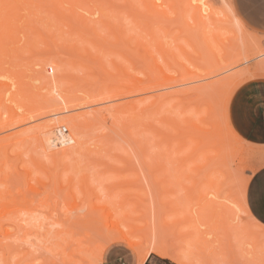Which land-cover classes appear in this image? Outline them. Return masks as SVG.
<instances>
[{"label":"rangeland","instance_id":"374dc122","mask_svg":"<svg viewBox=\"0 0 264 264\" xmlns=\"http://www.w3.org/2000/svg\"><path fill=\"white\" fill-rule=\"evenodd\" d=\"M51 1L18 0L16 2L18 4L17 7L12 10L17 12L16 17L19 19L18 22L13 20L12 23L11 29H14L13 39L7 37L9 33L6 30L3 35L5 39L1 38L2 40L0 41V84L3 83V85H0V145L2 143L0 148L3 147V144L6 146V141H12L7 138L8 134L16 132V130L19 132L26 129V127L30 130L27 129L23 136L21 134L22 137L20 136V138H25V141L22 143L23 139H21V142H17V146L15 142L17 140L12 137L14 140L12 142L15 143L14 145L9 143L10 147H12V153L10 148L6 147L5 150L8 156H13L8 157L4 153L0 156L1 158L8 157L11 159L10 161L6 158L10 161V163H7L9 165L12 163L14 167L11 166V169L16 170L13 171L14 174L11 173L13 179L10 178L12 179L11 183L13 182L12 193L18 199L27 200L28 202L24 203L27 206L28 204L37 206V215L39 217L37 219L38 221L41 220L40 223L46 224L42 232L50 230L48 234L50 242L46 243V241L45 244L39 239L36 241L34 236H30L29 240L35 241L34 247L38 249L33 250L31 247L33 253L35 252L33 256L29 254L30 249L28 251L30 256L28 255V257L24 258L21 255L23 254L22 251L28 250L30 246L20 241L16 242V244L19 243L20 248L18 245L9 244L10 251L6 252L8 248L6 247L7 242L3 247L5 256L10 252V257L7 255V259L10 258V262L12 259V262L18 264H135L140 247L133 248L130 243H132V239L133 241L138 240L141 234L146 236L147 239L152 237L151 231L147 230V232L144 229L146 223L152 221L151 218L154 215V211L157 240L159 239V241L173 248L190 247L189 249H192V251H187L192 252V255L197 257L198 261L203 264H225V261L230 262V264H264V250L260 248L262 245L254 238V235L264 233V226L254 221L251 216L248 217L244 213H238L236 222L240 228L238 227L237 229L236 233H239L235 239L239 240L242 243L239 244L246 249L239 248V250L235 248L237 241H234L235 239L232 238L233 236L229 230L226 231L225 229L223 231L224 228L222 226L224 224L221 226L218 222H215L216 218V221H218L223 213L222 211L220 217L217 214L222 208L220 203H224L226 200L229 201L231 205L225 202L224 204L227 205L222 204V206L230 205V209L233 210L234 206L232 203L235 204L239 194H241L245 178L249 177L258 167L264 165V146L251 145L236 135L227 115L229 94L226 96L225 103V124L233 138L230 135L228 138L225 135L226 132L224 134L219 130V133L212 135V138H216V142H218L220 147L227 152L235 154L233 160H229L231 166L228 164V171H230L224 172L226 173L225 175L221 174L217 168L219 167L218 159H211L206 153L205 155L208 159L205 158L201 148L193 150L195 148L194 145H196L194 142L197 139L192 140V135L194 134V138H197V135L186 124V121V123L181 121L185 118V120H189L188 117L196 110L203 113L210 107L213 111L212 101L218 95L224 96L223 90L224 92L226 91V86L223 83L228 77H233L242 68L244 69V67L257 62L261 57L252 59L242 65H234L231 69L215 73L206 80H199L195 76L205 74L210 69L211 64H213V59L205 53L207 37L204 29L194 24L190 19V10L184 11L188 8L185 6L186 4L183 6L186 0H155L157 5L154 7L156 10L154 7H149L148 9V5L146 6L142 0H109L111 3L108 0H101L104 2L103 5L107 4H105V9H102L103 5L99 4V0L98 3L96 1L97 5L94 1V4L88 2V4L78 3L79 6L75 5L73 7L74 11L72 7H69L70 3L68 4V2L60 4L59 1L57 4L60 5H57L56 2L58 0H55L54 3L57 7H54ZM209 3L214 5V7H219L217 0H209ZM98 5L102 9L101 12L99 11L100 13L98 12ZM183 7L186 8L183 9ZM54 9L63 10L62 13H67L68 15L70 14V9H72L75 13L70 17V19L72 18L71 20H64L54 15ZM82 20L84 21L81 22ZM62 21L64 22L62 23ZM106 23L112 26L108 27L109 25L107 26ZM83 24L85 25L82 26ZM70 25L79 29V32L75 31L77 29L74 30V33L72 32L73 30H69L71 28ZM86 26L89 28H87L88 30ZM110 28L112 29L110 30ZM80 30L82 33H80ZM85 31L88 32L86 33ZM76 32L80 34L78 35ZM119 32L123 43L124 40H131L129 41L130 45L127 42V47L134 46L141 51V46L143 45V48L146 46L147 53L149 54L150 52L152 55L150 60L153 62L150 61L149 63L155 65V62H157L160 69L164 72V76L174 79L171 81L173 84L170 81H167V84L164 80V95L170 93V90L171 92L177 90L178 93L177 97H172L164 102V108L162 106L159 109V111L162 110V112L160 111L161 115L158 113L151 114L152 111L149 110L146 111L145 118L143 116L134 118L133 114L126 111L119 112L120 114L116 112L118 114L116 117L111 115L114 111L113 108L121 104L119 102H122V99L126 100L129 96H132V92L127 93L129 88L127 90L123 88L124 86L130 87L133 80L145 78L146 73L153 75L159 73L158 70H153L150 73L145 63L140 60V57L136 56L134 49L130 50V47L128 49L126 45L121 43V39L120 43L116 42L119 39L117 38V34H120ZM113 34L116 38H114L115 36L113 37ZM95 36V40L99 42L101 40L102 42L110 41L111 44L108 43L109 47H103L102 45L104 44L100 42L102 46L100 48L97 41L95 45L93 44ZM245 36L250 40L262 41V47L264 48L263 34L249 30L245 32ZM137 41L140 42V46L137 45ZM66 44L69 46H66ZM72 44H75V46ZM159 44L164 50V67L161 65L162 54L157 47ZM122 47L125 48L121 51L120 48ZM108 48L113 51H109ZM86 49L87 51H85ZM118 49H120L119 52L117 51ZM92 53L98 56L97 61L99 62L94 60L95 55L93 56ZM147 56L149 57L150 54ZM128 57L131 60L134 59L132 61L133 65L128 63ZM261 59H264V57ZM53 60L57 62L55 71L65 79L60 83V86L66 88L67 96L73 98L74 103L78 104L77 107L70 111L60 114L58 118L74 115L80 118L85 113V116L90 118L89 121L91 122L88 125L89 127L80 125L79 132L83 145L65 161L66 167L63 166L62 161L54 166L51 160V155L53 156L54 151H45L38 144L39 142L35 141L37 139L31 137V133L33 136L34 127L36 129L37 126L47 122L46 119L49 121L52 117L37 116L38 118H29L22 123H18L23 117L29 115L28 112L32 106L46 103L42 96L46 94L47 89L46 87H41H43L46 80L43 76H48V63ZM223 61H220L222 65L227 64V62ZM113 64L122 66L123 72L118 73L114 69ZM101 65L105 67V71L101 70ZM159 66L155 65V68ZM105 72H107V75ZM259 75H264V73ZM183 78H189V80L180 84V80ZM4 84L6 85L4 86ZM128 84L130 85L128 86ZM168 85H175V87H170L169 89ZM106 88L110 91L113 89L117 90L122 95L111 100L104 99L92 102L93 99L103 98L107 96L106 94L111 93ZM133 95L136 96L137 94ZM146 101L145 103L147 104ZM103 106L108 108L106 112ZM94 109H103L102 113L107 116H104L106 120L100 117L102 113H99V115L97 114L98 112L91 114L90 112H93ZM212 113L214 114V111ZM130 116H132L130 121L136 119L141 121L140 126L142 122L143 124L146 123L147 126L144 125V128L139 125L136 126L135 123L137 121L135 120H133V124H135L133 126L132 122L127 121ZM162 116H164V123L159 122ZM171 118L172 120L173 118L175 121L177 120L178 128L171 126L166 121V119L170 120ZM113 119L114 121H112ZM144 120L147 122H144ZM10 122L13 123L11 127H9L11 125ZM14 122L17 123L14 124ZM211 122L212 118L207 120L208 128H210ZM148 125L166 134V138L163 139L164 141L162 140L163 142L160 141L155 133L147 129ZM145 127L146 131L144 130ZM126 129L129 132L128 130L126 132ZM14 136L17 137L16 135ZM179 139L181 140L179 141ZM130 146L132 148L136 147L134 150H136L135 152L144 165V172L150 185V194L147 193L148 196H146L147 194L144 195L148 191L144 182H137L134 179L138 170L135 158L132 157L131 161L129 159V155H133ZM13 149H15L16 153ZM48 152L51 154L49 155ZM17 153L21 155L20 157L17 156L19 158L15 156ZM83 173L88 176L89 186L93 188L92 193H88L81 186L80 176ZM69 176L73 177V186L71 188L67 187ZM237 177L240 183H237ZM11 183L9 180L10 187ZM15 185L18 186V189ZM185 187L186 189H184ZM211 190L216 193L213 192L214 194L212 195L214 196H208L207 192ZM124 196L127 198H125L126 200L123 199L122 204H120L122 207H119L118 201ZM152 200L154 203H152ZM213 202H216L215 205ZM217 203L221 207L220 209L216 205ZM102 205L104 207L100 209ZM211 206L213 207L211 208ZM216 207L219 210H214ZM226 210L224 211L226 212ZM104 213L110 215L109 217L105 215L108 219L104 218ZM125 215L128 218H125L124 224L119 225V227L123 230L128 229V226H130L133 229L131 233L134 232L133 236L137 237L136 239L132 237L130 241L129 237H126V239L121 236L124 238L122 239L120 231L116 232L115 228H108L107 225V220L112 222L117 217ZM210 216L213 217H211L212 220ZM186 218L188 221H186ZM57 220H60L59 222L62 224H59V226L55 225L54 222ZM221 221L223 222V220ZM5 224L6 222L3 224L4 228L10 226ZM115 234L121 239L114 236ZM57 235L58 237H56ZM128 235L127 233L125 236ZM131 235L129 236L131 237ZM108 237L110 238L108 239ZM40 239L43 240V235ZM3 241L5 242V240ZM10 242L13 243L14 241ZM38 242L39 246L36 245ZM43 244L45 246L50 244L51 250L48 247L47 249L46 247L44 248ZM25 245L28 246H26L27 249ZM255 247L257 249H254ZM21 248L24 249L22 250ZM52 248L54 249L52 250ZM142 248H145V246ZM262 248L264 249V247ZM19 256L21 257L17 262L16 260H18ZM164 259L151 254L143 264H162Z\"/></svg>","mask_w":264,"mask_h":264},{"label":"bare ground","instance_id":"6f19581e","mask_svg":"<svg viewBox=\"0 0 264 264\" xmlns=\"http://www.w3.org/2000/svg\"><path fill=\"white\" fill-rule=\"evenodd\" d=\"M18 0H11V1H8V0H0V30H2V31H0V41L2 40V39H5V38H3V35H4V32L6 31V30H8V33H9V36H7V37H10V39L12 38V35H13V31H14V29L12 28L11 29V27H12V23H13V20H15V22L17 21H19V19L16 17V15H17V12H15V11H12L14 8H16L17 7V5L18 4H16V2H17ZM38 1H42V0H38ZM59 1H60V4L61 3H63V2H68V4H69V7H72V9H73V7L75 6V5H78V3L79 4H81V3H91V4H94V2H95V4H96V1H97V3H98V1L99 0H69V1H65V0H58L57 2H56V4L57 3H59ZM90 1H92V2H90ZM94 1V2H93ZM109 1V0H108ZM156 1H158V0H156ZM218 1V3H219V7H214V5H212V4H210L209 3V0H186V2L184 1V3H183V6L185 5L186 7H188V8H186V7H183V9H185L184 11H188V10H190L189 11V13L191 12V16H190V19L193 21V23L194 24H197V25H199L200 27H202V29H204V32H205V34H206V37H207V46H206V52L205 53H207L209 56H210V58H212L213 59V64H211V66H210V69L205 73V74H203V75H198V76H195V77H197V79H199V80H206V79H208L209 78V76H211V75H213V74H215V73H218V72H221V71H226V70H228L229 68L231 69L232 68V66H234V65H238V64H245V63H248L250 60H252V59H256V58H263L264 57V55H262V54H264V48L262 47V41H260V40H256V39H253V40H250V39H247L246 38V36H245V32L246 31H249L248 30V28L241 22V20L237 17V15L235 14V12H234V9H233V7H232V3H231V0H217ZM26 2V1H25ZM52 3H53V6L54 7H57L56 6V4L54 3L55 2V0H52L51 1ZM110 2V1H109ZM142 2L147 6L148 5V9H149V7H154V6H156L157 4L155 3V0H142ZM181 2V1H180ZM26 3H29V2H26ZM52 3H51V5H52ZM87 3V4H88ZM103 3L104 2H102L101 0H100V5H103ZM111 3V2H110ZM109 3V4H110ZM158 3V2H157ZM30 4H31V2H30ZM60 4H57V5H60ZM106 4V3H105ZM103 5L104 6V8H103V6H102V9H105V7H106V5ZM143 4V5H144ZM40 6H41V4H39ZM71 5V6H70ZM97 5V4H96ZM100 5H98L99 6V10H98V12L100 11H102V9L100 8L101 6ZM49 6H50V4H49ZM79 6V5H78ZM109 6V5H108ZM37 7V6H36ZM111 7V6H110ZM112 8V7H111ZM59 9V8H58ZM58 9H54L53 10V13H54V15H56L57 17H59V18H61V19H70V17H72L73 16V13H75V12H73L74 11V9H73V11H72V9H70L71 11L69 12L70 14L68 15L67 13L66 14H63L62 13V11L63 10H58ZM154 9H155V7H154ZM156 10V9H155ZM29 11V13L31 12L30 11V9L28 10ZM92 12H94V11H92ZM99 12V13H100ZM34 14V13H33ZM69 17V18H68ZM72 19V18H71ZM70 19V20H71ZM81 19V18H80ZM69 20V21H70ZM59 21V20H58ZM74 21V20H73ZM84 20H82L81 22H83ZM64 21H62V23H63ZM137 22H139V21H137ZM61 23V22H60ZM71 23V22H70ZM107 24V26L109 25V23H106ZM137 24H139V23H137ZM85 24H83L82 26H84ZM110 26H112V25H109L108 27H110ZM70 27H71V25H70ZM114 27V26H113ZM112 27V28H113ZM88 27L86 26V29H87ZM112 28H110V30L112 29ZM31 29V28H30ZM75 29H77V28H74V27H71V28H69V30H73L72 32L74 33L75 31H78L79 29H77V30H75ZM80 29H82V28H80ZM85 29V30H86ZM89 29V28H88ZM87 29V30H88ZM90 29H91V27H90ZM32 30V29H31ZM75 30V31H74ZM82 30H84V29H82ZM117 31H119L118 29H116ZM122 30V29H121ZM36 31V30H35ZM34 31V32H35ZM79 32V31H78ZM86 32V31H85ZM84 32V33H85ZM88 32V31H87ZM86 32V33H87ZM3 33V34H2ZM77 33V32H76ZM80 33H82L81 32V30H80ZM79 33V34H80ZM112 33V32H111ZM120 33V32H119ZM78 34V33H77ZM78 34V35H79ZM123 34V33H122ZM85 35V34H84ZM112 35V34H111ZM118 35V37L117 38H119L118 39V41H116L117 43H120L119 41H120V39L122 40V42L121 43H123V39L120 37L121 36V33L120 34H117ZM14 36V35H13ZM48 36V35H47ZM115 35L113 34V37H114ZM123 36V35H122ZM5 37V36H4ZM7 37H6V39H7ZM83 37V36H82ZM2 38V39H1ZM105 38V37H104ZM103 38V39H104ZM114 38H116V36L114 37ZM9 39V38H8ZM13 39V38H12ZM90 39V38H89ZM92 39V38H91ZM94 40H93V44L95 45V43H99V45H100V48H102V46L103 47H109L108 46V43L109 44H111L110 43V41L108 42H102V40L100 41L102 44H104V45H102L101 46V44H100V42L98 41V40H95L96 39V36L93 38ZM100 40V39H99ZM105 40V39H104ZM116 40V39H115ZM97 41V42H96ZM106 41V40H105ZM129 41H131L130 39H128V41H126V40H124V45H126V47H127V42H128V44L130 45V42ZM51 42V41H50ZM105 43H107V44H105ZM140 42H138L137 41V45H139L140 46V44H139ZM92 44V45H93ZM114 44H116V43H114ZM68 44H66V46H67ZM72 45H74L75 46V44H72ZM97 45V44H96ZM121 45V44H120ZM128 45V46H129ZM56 46H58L57 44H56ZM69 46V45H68ZM130 47V46H129ZM129 47H127L128 49H129ZM142 47V49H141V51L140 50H137L136 49V47H130V50L132 49H134V53L136 54V56H138V57H140V60L143 62V63H145V65L147 66L146 68L148 69V71L150 72V73H152L153 72V70L154 71H156V70H158L159 71V73L158 74H155V75H153V74H147L146 73V77L145 78H137V79H135V80H133L132 81V83H131V85L130 84H128V86L130 85V87H123V88H126L127 90H128V88H129V90H128V92L127 93H129V92H132V96H129L128 98H126V100H123L122 99V102L120 101L119 103H121V104H118V105H116V107H112L113 108V114L111 113V115L113 116H115L116 117V115H118V114H120L119 112H123V111H126V112H128V113H130V114H133L132 116H134V118L135 117H137V116H140V117H144L145 118V113H147L146 111L147 110H149V111H152L151 112V114L152 113H158V114H160L161 112H162V110H160L159 111V109L160 108H162V106L164 105V102L166 101V100H168V99H170V98H172V97H177V93H178V91L176 90H174L173 92H171V90H170V93H168V94H166V95H164V80H165V82L167 83V81H173L174 79L172 78V77H168V76H164V72L160 69V66L157 64V62H155V65H157V66H159V67H156L155 68V65L153 64V63H149L150 61H152V60H150L151 58L150 57H152V55H151V53L149 52V54H150V56L148 57L147 55H149L148 53H147V48H145L146 46H144V48H143V45L141 46ZM157 47H158V49H159V51L161 52V54H162V67H164V50H163V47L159 44V45H157ZM162 49H161V48ZM76 48V47H75ZM125 48V47H124ZM123 47L122 48H120L121 49V51H122V49H124ZM57 49V48H56ZM65 49V48H64ZM99 49V48H98ZM105 49H107V48H105ZM120 49H118L117 51L119 52L120 51ZM102 50V49H101ZM108 50L109 51H113V50H110L109 48H108ZM149 50V49H148ZM85 51H87V49L85 50ZM100 51V50H99ZM104 51V50H103ZM107 51V50H106ZM150 51V50H149ZM108 52V51H107ZM86 54H87V52H85ZM85 54V55H86ZM93 54V53H92ZM80 55H81V53H80ZM88 55V54H87ZM86 55V56H87ZM95 54H93V56H94ZM132 55V54H131ZM97 55H95V57H94V60L95 61H97L98 60V56L96 57ZM85 58V57H84ZM260 58V60H257V62H254L253 64H251V65H248V66H246V67H244V69L242 68V70L241 71H239V73H237L236 75H234L233 77H228V79L223 83V85L224 86H226V91L224 92V90H223V94H224V97L226 98V96L229 94V92H230V90L242 79V78H244V77H248V76H252V75H256V74H263L264 73V59H261ZM128 60H129V62L128 63H131L132 65H133V60H131V59H129V57H128ZM221 60H224L223 62H227V64H225V65H222L221 64ZM90 61V60H89ZM89 61H88V63H89ZM155 61V60H154ZM97 62H99V61H97ZM153 62V61H152ZM113 63V62H112ZM49 64V66H48V68H49V71H47V73H48V76H43V77H45L46 78V80H45V82H44V85H43V87H41V88H44V87H46V89H47V91H46V94L45 95H43L42 97H43V99H44V101L46 102L45 104H43V105H34V106H32L31 107V109H30V111L28 112L29 113V115H27V116H25V117H21L20 119L21 120H19L18 121V123H22V122H24V121H26V120H28L29 118H38L37 116H39V117H41V116H48V117H52V119L50 120L49 119V121H48V119H46L47 120V122H44V123H42L41 125H39V126H37L36 127V129H35V127L33 128V136H32V133H31V137L33 138L34 137V139H37V140H35V141H38L39 143V145L46 151H50V150H52V151H54L53 152V156L51 155V160H52V163L54 164V166L56 165V164H58V162H60V161H62L63 162V166L64 167H66L67 166V164L65 163V161L66 160H68L70 157H71V155H72V153H74V152H77L78 151V149L83 145V141H82V137L80 136V132H79V127H80V125L81 126H87V127H89L88 125L91 123L90 121H89V119L90 118H87V116H85V113H84V116H82L81 115V117H82V119H81V117L80 118H78V116H75L74 114V116H70V117H66V118H58V116H60V114H62V113H65V112H68V111H70L71 109H73L74 107H77V105L78 104H75L74 103V100H73V98H71V97H69V96H67V89L66 88H62L61 86H60V83L61 82H63V80H65V79H63L62 78V76L60 75V74H58V72L57 71H55V66L57 65V62L56 61H51V62H49L48 63ZM100 64V63H99ZM102 64V63H101ZM250 64V63H249ZM127 65H129V64H127ZM45 66V65H44ZM240 66V65H239ZM113 67H114V69L118 72V73H122L123 72V69L119 66V65H116V64H113ZM112 67V68H113ZM100 68H102L101 70L102 71H105L104 70V66L102 67V65L100 66ZM159 68V69H158ZM127 69H128V66H127ZM133 69V68H132ZM45 70V69H44ZM93 70V69H92ZM134 70V69H133ZM163 70H164V68H163ZM101 71V72H102ZM122 71V72H121ZM129 71V70H128ZM110 72V71H109ZM103 73V72H102ZM42 74V73H41ZM105 74L107 75V72H105ZM112 75V74H111ZM192 79V78H191ZM187 80H189V78L188 79H181L180 80V84H183V83H186V81ZM129 82V81H128ZM175 82V81H174ZM172 83V82H171ZM126 84V83H125ZM168 84V83H167ZM173 84V83H172ZM0 85H3V83L2 84H0ZM6 84H4V86H5ZM10 86V85H9ZM9 86H7V87H9ZM19 86H20V84H19ZM22 86V85H21ZM123 86V85H122ZM122 86H120L121 88H122ZM169 86V85H168ZM177 86V85H176ZM223 86V87H224ZM110 87V86H109ZM170 87L171 88H173V87H175V85L174 86H172V85H170L169 86V89H170ZM20 88V87H19ZM22 88V87H21ZM113 88H114V86H113ZM107 89V88H106ZM111 89V88H110ZM126 89H125V91H126ZM107 90H109V89H107ZM110 91V90H109ZM109 91H107L108 93H109ZM114 91V92H113ZM116 91V92H115ZM124 91V93H126ZM106 92V93H107ZM111 93H109V94H106L107 96H105V97H103V98H98V99H93L92 100V102H98V101H101V100H106V99H113V98H119L120 97V95H122L120 92H117V90H111L110 91ZM122 92H123V90H122ZM101 93V92H100ZM100 93H98L99 95H100ZM105 93V92H104ZM102 94V93H101ZM133 94H137L136 96H134ZM179 95V94H178ZM181 95V94H180ZM102 96H104V95H102ZM97 97V96H96ZM127 97V96H126ZM147 100V101H146ZM145 101L147 102V104L145 103ZM116 102V101H115ZM146 105H145V104ZM122 106V107H121ZM119 107V108H118ZM163 108H164V106H163ZM103 109H105V112H106V109L108 110V108H104V106H103ZM102 109V110H103ZM102 110H95L94 109V111L93 112H90L91 114L92 113H97L98 115H99V113H102L103 111ZM112 110V109H111ZM111 110H109V111H111ZM164 111V110H163ZM85 112V111H84ZM88 112V111H87ZM116 112H118V114L116 113ZM126 112H124V113H126ZM182 112V111H181ZM193 112V111H192ZM213 111H212V109L209 107L208 109H206L205 111H203V113H200L198 110H196L194 113H191V115L188 117L189 118V120H185V119H182L181 121H186L185 123L188 125V126H190L191 127V129H192V131L193 132H195V134L197 135V138H194V134L192 135L193 136V139L192 140H196L195 142H194V144H196V145H194L195 146V148H193V150H197V149H200L201 148V150L204 152L203 154H204V157L205 158H207L206 157V155H205V153L206 154H208V157H210L211 159H218V161H219V167H217L218 168V170L221 172V174L223 173L224 175L227 173V172H229L228 171V164L230 165V159H232L233 160V158H234V156H235V154H233V153H231V152H227V151H225L222 147H220L219 145H218V142H216V138L214 137V139L212 138V135H216L217 133H219V131H221V132H226V136L229 138V135L231 136V134H230V131L228 130V128H227V126H226V124H225V122H224V124H223V126H222V124H220L218 121H217V119L215 118V116H214V114L212 113ZM89 113V112H88ZM184 113V112H183ZM76 114V113H75ZM79 114V113H78ZM104 113H102L101 115H100V117L104 120H106V118H104V116H106L105 114L103 115ZM157 114V115H158ZM163 114V113H162ZM108 115V114H107ZM154 115V114H153ZM161 115V114H160ZM93 116H95L94 114H93ZM126 116H127V114H126ZM132 116H130L129 117V119H127V121L129 120L130 121V118L132 117ZM107 117V116H106ZM128 117V116H127ZM187 117V116H186ZM110 118V117H109ZM123 118H124V116H123ZM210 118H212V122H211V125H210V128H208L207 127V120H209ZM116 119V118H115ZM117 119H118V117H117ZM147 119V118H146ZM125 120H126V118H125ZM133 120H135V121H137L136 119H133ZM133 120H131L130 122H132V124L134 123L133 122ZM171 120V121H170ZM166 119V121L171 125V126H173V127H176V128H178V122H177V120L175 121V119L173 118V120H172V118L171 119ZM112 121H114V119L112 120ZM116 121V120H115ZM161 121V123H164V116H162L161 117V119L159 120V122ZM117 122V121H116ZM123 122V121H122ZM140 122L141 121H137V123H135L136 124V126L137 125H139L140 126ZM144 122H147V121H145L144 120ZM189 122V123H188ZM8 123V122H7ZM7 123H5V124H7ZM11 123V122H10ZM9 123V124H10ZM17 123V122H16ZM15 122H14V124H16ZM127 123V122H126ZM176 123V124H175ZM9 124H8V126H9ZM12 124L13 123H11V125L9 126V127H11L12 126ZM124 124V123H123ZM135 124H133V126L135 125ZM142 124H143V122H142ZM141 124V126L140 127H142V128H144V125H146L147 126V124L145 123V124H143L142 125ZM20 125V124H19ZM116 125H118V124H116ZM121 125V124H120ZM120 125H119V127H120ZM152 125V124H151ZM151 125H148V127H147V129H149V130H151L153 133H155L158 137H159V139H160V141H162L164 138H166V134L164 133V132H160V131H158L159 129H155L153 126H151ZM25 126V125H24ZM23 126V127H24ZM36 126V125H35ZM111 126V125H110ZM132 126V127H133ZM1 127H2V125H1ZM8 127V128H9ZM19 127V126H18ZM61 127H64L65 129H66V132L65 133H61V131H60V128ZM113 127V126H112ZM124 127V126H123ZM127 127V126H126ZM190 127H189V129H190ZM28 128L26 127V129H23V130H20L19 132H17V130H16V132H12V133H10V134H12L11 136H10V134H8L7 135V138L8 139H10V141L12 140V141H14L13 139H16L17 141H15L16 142V146H17V142H21L22 140L21 139H23V138H20V136H21V134H22V136H23V134L25 133V131L27 130ZM14 130H15V128H14ZM29 130V129H28ZM120 130V129H119ZM127 130L128 129H126V132H127ZM145 131H146V127H145V129H144ZM219 130V131H218ZM30 131V130H29ZM162 131V130H161ZM22 132V133H21ZM122 132V131H121ZM128 132H129V130H128ZM131 133V132H130ZM228 134V135H227ZM14 135H16L17 137H15ZM131 135V134H130ZM132 135H133V133H132ZM2 136V135H1ZM9 136V137H8ZM21 136V137H22ZM25 136V135H24ZM12 137H14L13 139H12ZM26 137V136H25ZM29 137V136H28ZM27 137V138H28ZM232 137V136H231ZM17 138H20V139H17ZM31 138V139H32ZM168 138V137H167ZM233 138V137H232ZM232 138H230V139H232ZM1 139H2V137H1ZM101 139H103V138H101ZM6 140V139H5ZM19 140V141H18ZM181 139H179V141H180ZM233 140V139H232ZM4 141V140H3ZM5 142L6 143V146H4L5 144H3V147H1L0 148V155L1 154H3L4 153V155H6V156H8V154L6 153V150H5V148L7 147L8 149L10 148V151H11V153H12V150H11V148L12 147H10V144L11 143H13V142ZM24 141H25V138L23 139V142L22 143H24ZM102 141V140H101ZM100 141V142H101ZM135 141V140H134ZM137 141V140H136ZM164 141V140H163ZM162 141V142H163ZM3 142V143H4ZM10 143V144H9ZM141 143V142H140ZM178 143V142H177ZM15 143H13V145H14ZM139 144V143H138ZM12 145V144H11ZM22 145V144H21ZM129 145V144H128ZM141 145H143V143H141ZM0 146H2V143H1V145ZM9 146V147H8ZM15 147V146H14ZM13 147V148H14ZM21 147V146H20ZM136 148V147H135ZM135 148H132L131 146H130V149H131V151L133 152V155H129V159H130V161L132 160V157H134L135 158V161H136V168H137V170H138V172L137 173H135L136 174V177L134 178V175L132 174V176H133V178L134 179H136V181L137 182H141V181H143L144 182V184L146 185V188L148 189V191L147 192H145V194L144 195H146L147 193L148 194H150V185H149V182H148V179H147V176H146V173L144 172V165H143V163H142V161L140 160V158L138 157V155H137V153L135 152L136 150H134ZM142 148V147H141ZM16 149H17V147H16ZM139 149V148H138ZM143 149V148H142ZM141 149V150H142ZM5 150V151H4ZM15 149H13V151H14ZM4 151V152H3ZM22 151V150H21ZM15 152V151H14ZM6 153V154H5ZM10 153V154H11ZM16 153V152H15ZM21 153V152H20ZM55 153V154H54ZM18 154V153H17ZM15 154V156L17 157V156H21L20 154ZM22 155H23V153H21ZM48 154H49V152H48ZM51 154V153H50ZM49 154V155H50ZM131 154V153H130ZM141 155V154H140ZM3 156V155H2ZM11 156H13V155H11ZM11 156H8V157H11ZM5 157V156H4ZM8 157H6L8 160H10L11 161V159H9ZM19 157H17V158H19ZM23 157V156H22ZM6 158H1V156H0V159H1V161H0V252H1V249L4 251V249H3V247H4V245L5 244H7V242H8V244H7V246L6 247H8L7 248V250H6V248H5V250H6V252L7 251H10L9 249H10V247H9V244H14L15 246L16 245H18V244H16V242L17 241H20V242H23V243H25V244H27L28 246H30V247H28L27 245H25V248L27 249V247H28V250H24V251H26L25 253H24V251H22L23 252V254H25V255H23V254H21L24 258L25 257H28V255L29 254H32L31 256H33V255H35V252L33 253V250L34 249H36V250H38L37 248H35L34 247V244H35V241H33L32 239L31 240H29L30 239V236H34L35 237V240L37 241L38 239H39V241L41 240L42 241V243H44L45 244V242L46 243H48V242H50L49 241V232H50V230H46L47 232H42L43 230L42 229H44V226L46 225V224H42V223H40V221H38V219H37V217H38V215H37V206H32L31 204L29 205L28 204V206H27V204H24V203H27L28 201L26 200H24L23 198H17V197H15V195H14V193H12L13 191H12V183H11V180L13 179L12 178V174H14L13 173V171H16V170H12L11 168L12 167H14L13 165H12V163L9 165V163H10V161H8ZM13 158V157H12ZM16 158V159H17ZM30 158V157H29ZM32 158V157H31ZM15 159V160H16ZM183 159V158H182ZM182 159H181V161H182ZM208 159V158H207ZM240 160H241V158H239ZM15 160H13V161H15ZM18 160V159H17ZM184 160V159H183ZM21 161V160H20ZM243 161V160H242ZM7 162H9V163H7ZM31 162H32V160H31ZM34 162V161H33ZM36 162H37V160H36ZM7 163V164H6ZM21 163V162H20ZM35 163V162H34ZM38 163V162H37ZM37 163H35V164H37ZM232 163V162H231ZM16 164V163H15ZM39 164V163H38ZM8 165V167H6V166ZM146 165V164H145ZM159 165V164H158ZM10 166V167H9ZM12 166V167H11ZM231 166V165H230ZM237 166H239L238 164H237ZM147 167V166H146ZM136 168H134V169H136ZM231 168V167H230ZM239 168V167H238ZM8 169V170H7ZM12 170V172H11V170ZM15 169V168H14ZM10 170V171H9ZM133 170V169H132ZM242 170V169H241ZM136 171V170H135ZM153 171H154V169H153ZM29 172V171H28ZM133 172V171H132ZM224 172H226V173H224ZM12 173V174H11ZM29 175V174H28ZM18 176V175H17ZM10 178H12V179H10ZM73 177H71V176H69L68 177V185H67V187L68 188H71L72 186H73V179H72ZM80 178H81V186L83 187V189H85L88 193H92V191H93V188L92 187H90L89 186V179H88V176H87V174H85V173H83L81 176H80ZM248 179H249V177H246L245 178V183H243V185H244V188H242L243 190H242V192H241V194H239V196H238V199H237V201H236V203L234 204V203H232L233 204V206H234V209L232 210V209H230V205H231V203H229V201H224V203L225 202H228L230 205L229 206H222V204H224V203H220V206L222 207H219V205H218V203L216 204L218 207H219V209L221 208V209H224V210H226V212L224 211V210H219L218 209V207H216V208H214V210L215 209H217V210H219L218 212H217V210H216V212H217V214H219L218 216L220 217L221 216V213H222V211H223V213H222V216L219 218L218 216H216V217H218L219 219H218V221H216L217 220V218H216V220H215V222H218L221 226H222V228H224V230L223 231H225V229H226V231H228L229 230V232H230V234L233 236L232 238L233 239H235V237H238V236H236V235H238V233H236L238 230V227H239V225L237 224V222H236V220H237V215H238V213H244V214H246L248 217H250V215H249V213H248V211H247V208H246V205H245V200H244V189H245V185H246V183H247V181H248ZM9 180H10V183H11V187H10V185H9ZM15 180V179H14ZM136 181H134V182H136ZM19 182V181H18ZM133 182V181H132ZM136 182V183H137ZM212 183V182H211ZM135 184V183H134ZM141 184V183H140ZM143 184V185H144ZM15 187H17V189H18V186H16L15 185ZM190 188V187H189ZM212 188H213V186H212ZM211 188V189H212ZM109 189H110V187H109ZM109 189H107V190H109ZM184 189H186V187L184 188ZM213 190V189H212ZM212 190L210 191V192H207V194H208V196L209 195H212V194H214L213 192H212ZM152 191V190H151ZM191 191V190H190ZM15 192V191H14ZM212 192V193H211ZM216 192H217V190H216ZM148 194L146 195V196H148ZM216 194V193H215ZM206 195V194H205ZM49 196V195H48ZM72 196H74V195H72ZM151 196V195H150ZM207 196V195H206ZM212 196H214V195H212ZM217 196V195H216ZM215 196V197H216ZM23 197V196H22ZM25 197V196H24ZM136 197V196H135ZM145 197V196H144ZM218 197V196H217ZM216 197V198H217ZM26 198V197H25ZM73 198V197H72ZM125 198H127V197H122L121 198V200H119L118 201V205H119V207L121 206L122 207V205H120V204H122V201H123V199H125ZM137 198V197H136ZM139 198V197H138ZM146 198H148V197H146ZM207 198V197H206ZM48 200V199H47ZM126 200V199H125ZM137 200V199H136ZM205 200V199H204ZM207 200V199H206ZM213 200V199H212ZM225 200V199H224ZM30 201V200H29ZM214 201H215V199H214ZM223 201V200H222ZM121 202V203H120ZM152 203H154L153 202V200H152ZM209 203V202H208ZM211 203V202H210ZM215 203L216 202H213V204L215 205ZM124 204V203H123ZM149 204V203H148ZM209 205V204H208ZM207 205V206H208ZM224 205H227V204H224ZM55 206V205H54ZM76 206V205H75ZM78 206V205H77ZM38 207H40V206H38ZM51 207V206H50ZM97 207V206H96ZM103 205L101 206V208L100 209H103ZM213 206H211V208H212ZM229 207V208H228ZM232 207V206H231ZM95 208V207H94ZM98 208V207H97ZM210 208V207H209ZM226 208V209H225ZM105 209V208H104ZM107 209V208H106ZM151 210V209H150ZM149 211V210H148ZM210 211H211V209H210ZM227 211H229V212H227ZM214 212V211H213ZM212 212V213H213ZM51 213H52V210H51ZM107 213L108 214H110V212H108L107 211ZM153 213H154V215H153V217L151 218L152 219V221L149 223V222H147L146 223V226H145V231H151L150 232V234H151V238L149 237L148 239L146 238V236H142V234H141V236H140V238L138 239V240H134L133 241V239H132V243H130L131 244V246L133 247V248H137V247H140L138 250H139V253H138V259L136 260V262H135V264H143L145 261H146V259H148V257L151 255V254H155V255H157V256H159V257H162V258H166V259H168V260H170L171 262H173V263H175V264H203L202 262H200V261H198V258L197 257H195V256H193L192 255V252H190V251H187V250H191L192 251V249H189L190 247H183V248H181L180 247V249L179 248H173V247H171V246H168V245H166L165 243H163V242H161V241H159V239L157 240V238H156V229H155V221H154V218H155V212L153 211ZM45 214V213H44ZM107 214V215H108ZM216 214V215H217ZM106 214L104 213V218L105 219H108V218H106V216H105ZM111 215V214H110ZM110 215H108V217L110 216ZM148 216H149V214H148ZM152 216V215H151ZM112 217V216H111ZM188 217V216H187ZM212 216H210V219L212 220V218H211ZM39 218V217H38ZM48 218V217H47ZM52 218V217H51ZM125 218H128L127 217V215H125V216H123V217H117L116 218V220L115 221H109V220H107V225H108V228H110V227H112V228H115L116 229V232H118V231H120L119 233L121 234L120 235V237L121 236H124L125 238L127 237H129V241L131 240V238L133 237H135V239H136V237L137 236H133V234H134V232L133 233H131L132 231H133V229L130 227V226H128V229L126 228V229H121L120 227H119V225H122V224H124V219ZM189 218V217H188ZM187 219V218H186ZM252 219V218H251ZM56 220V219H55ZM184 220V219H183ZM221 220H223V222L221 221ZM60 221V220H59ZM58 220L57 221H55L54 222V224L55 225H57V226H59V224H62L61 222H59ZM186 221H188V219L186 220ZM6 222V224H9L10 226H8V227H6V228H4L3 226V224ZM214 222V223H215ZM222 224H221V223ZM217 223V224H218ZM5 224V225H6ZM47 224H48V222H47ZM53 224V225H54ZM50 226H52L51 224H49ZM54 225V226H55ZM216 225V224H215ZM236 225H238V226H236ZM57 226H56V228H57ZM225 226V227H224ZM9 227H11V228H9ZM127 227V226H126ZM216 227V226H215ZM217 227H219V226H217ZM9 228V229H8ZM47 228V227H46ZM125 228V227H124ZM131 228V229H130ZM240 228V227H239ZM130 229V230H129ZM218 229V228H217ZM216 229V230H217ZM56 230V229H55ZM126 232H125V231ZM127 231H129V232H127ZM135 232H136V230H134ZM147 231V232H148ZM115 232V233H116ZM146 232V233H147ZM235 232V233H234ZM240 232H241V230H240ZM43 233V234H42ZM45 233V234H44ZM53 233H55L54 231H53ZM128 233L129 235H131V237L128 235V236H125L126 234ZM58 234V233H57ZM61 234V233H60ZM59 234V235H60ZM114 234V233H113ZM118 234V233H117ZM125 234V235H124ZM241 234V233H240ZM240 234H239V237H240ZM43 235V240L42 239H40L41 238V236ZM50 235H51V233H50ZM119 235V234H118ZM118 235H114V236H116L117 238H119V239H121ZM49 236V237H48ZM55 236V235H54ZM228 236V235H227ZM52 237V236H51ZM56 237H58V235L56 236ZM110 237H111V235H110ZM110 237H108V239L110 238ZM32 238V237H31ZM54 238V237H53ZM126 238V239H127ZM254 238H255V240H257V242H259L262 246L260 247L262 250H264L262 247H264V233L262 232V233H260V234H256V236L254 235ZM122 239H124V238H122ZM125 239V240H126ZM219 239V238H218ZM3 240H5V242L3 241ZM7 240H9V241H7ZM10 241H14L13 243L12 242H10ZM109 241V240H108ZM188 241V240H187ZM186 241V242H187ZM233 241V240H232ZM234 241H237L236 239L234 240ZM233 241V242H234ZM4 242V243H3ZM41 242H40V244H42ZM196 243V242H195ZM229 243V242H228ZM239 243H241V242H239V240L237 241V244H235L236 245V247L235 248H237V249H245V248H243ZM43 244V247L45 248L46 247V249H47V247L48 248H50L51 246H50V244L48 245V246H45ZM189 244V243H188ZM239 244V245H238ZM242 244V243H241ZM3 245V246H2ZM21 245L22 246H24L22 243H21ZM36 245H38L39 246V242L36 244ZM53 245V244H52ZM190 245V244H189ZM196 245V244H195ZM27 246V247H26ZM41 246V245H40ZM58 246H59V244H58ZM58 246H56V247H58ZM145 246V248H142V247H144ZM259 246V245H258ZM257 246V247H258ZM2 247V248H1ZM18 247H19V245H18ZM21 247V246H20ZM19 247V248H20ZM33 248V250H32V248ZM42 247V248H43ZM191 248H193L192 246H191ZM197 248V247H196ZM234 248V249H235ZM259 248V249H260ZM22 250L24 249V248H21ZM29 249H30V251H31V253H30V251H29ZM54 248H52V250H53ZM56 249V248H55ZM199 249V248H198ZM198 249H196V250H198ZM239 249V250H240ZM254 249H257L256 247L254 248ZM253 249V250H254ZM35 250V251H36ZM41 250V249H40ZM50 250H51V248H50ZM101 250V249H100ZM199 250H201V249H199ZM246 250V249H245ZM3 251L0 253V255H1V257H0V264H9V259H7L8 257H7V255H9L10 254V252L9 253H7V255L5 256V251H4V253H3ZM20 252H21V250H19ZM28 251H29V254H28ZM137 251V250H136ZM39 252V251H38ZM19 254V253H18ZM27 255V256H26ZM30 256V255H29ZM9 257H10V255H9ZM21 256H19L17 259L18 260H16L17 262L19 261V258H20ZM12 258V257H11ZM29 260H30V258H29ZM9 261V262H8ZM13 264V263H15V264H18V263H16V262H12V259H11V262H10V264Z\"/></svg>","mask_w":264,"mask_h":264},{"label":"crops","instance_id":"0c3cea01","mask_svg":"<svg viewBox=\"0 0 264 264\" xmlns=\"http://www.w3.org/2000/svg\"><path fill=\"white\" fill-rule=\"evenodd\" d=\"M231 3L248 30L264 35V0H231ZM229 96L227 115L236 135L251 145L264 146V75L242 78ZM244 200L250 216L264 226V165L249 175ZM162 264L175 263L165 258Z\"/></svg>","mask_w":264,"mask_h":264},{"label":"snow or ice","instance_id":"6c2138e0","mask_svg":"<svg viewBox=\"0 0 264 264\" xmlns=\"http://www.w3.org/2000/svg\"><path fill=\"white\" fill-rule=\"evenodd\" d=\"M212 103H213V111H214L215 118L220 124H224L226 98L222 95H218L213 99ZM248 114L250 115V110ZM243 115L244 113L242 112L241 118H243ZM236 180H237V183H240V180L238 177L236 178ZM225 264H230V262L225 261Z\"/></svg>","mask_w":264,"mask_h":264},{"label":"built area","instance_id":"2783aa9c","mask_svg":"<svg viewBox=\"0 0 264 264\" xmlns=\"http://www.w3.org/2000/svg\"><path fill=\"white\" fill-rule=\"evenodd\" d=\"M60 131H61V133H65L66 132V129L64 127H61L60 128Z\"/></svg>","mask_w":264,"mask_h":264},{"label":"clouds","instance_id":"9594fccd","mask_svg":"<svg viewBox=\"0 0 264 264\" xmlns=\"http://www.w3.org/2000/svg\"><path fill=\"white\" fill-rule=\"evenodd\" d=\"M262 55H264V54H262Z\"/></svg>","mask_w":264,"mask_h":264}]
</instances>
